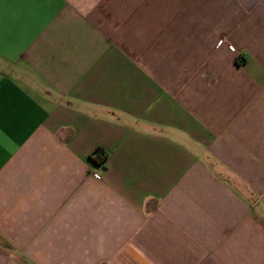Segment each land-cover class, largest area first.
Wrapping results in <instances>:
<instances>
[{
  "label": "crops",
  "instance_id": "obj_1",
  "mask_svg": "<svg viewBox=\"0 0 264 264\" xmlns=\"http://www.w3.org/2000/svg\"><path fill=\"white\" fill-rule=\"evenodd\" d=\"M2 11L0 264H264V0Z\"/></svg>",
  "mask_w": 264,
  "mask_h": 264
},
{
  "label": "trees",
  "instance_id": "obj_2",
  "mask_svg": "<svg viewBox=\"0 0 264 264\" xmlns=\"http://www.w3.org/2000/svg\"><path fill=\"white\" fill-rule=\"evenodd\" d=\"M89 157L94 163L102 165L107 158V152L100 147H96Z\"/></svg>",
  "mask_w": 264,
  "mask_h": 264
},
{
  "label": "snow or ice",
  "instance_id": "obj_3",
  "mask_svg": "<svg viewBox=\"0 0 264 264\" xmlns=\"http://www.w3.org/2000/svg\"><path fill=\"white\" fill-rule=\"evenodd\" d=\"M7 2V0H0V24H2L3 21V6Z\"/></svg>",
  "mask_w": 264,
  "mask_h": 264
},
{
  "label": "built area",
  "instance_id": "obj_4",
  "mask_svg": "<svg viewBox=\"0 0 264 264\" xmlns=\"http://www.w3.org/2000/svg\"><path fill=\"white\" fill-rule=\"evenodd\" d=\"M219 44L221 43V40H219V42H218Z\"/></svg>",
  "mask_w": 264,
  "mask_h": 264
},
{
  "label": "rangeland",
  "instance_id": "obj_5",
  "mask_svg": "<svg viewBox=\"0 0 264 264\" xmlns=\"http://www.w3.org/2000/svg\"><path fill=\"white\" fill-rule=\"evenodd\" d=\"M223 40H221V42H222Z\"/></svg>",
  "mask_w": 264,
  "mask_h": 264
}]
</instances>
